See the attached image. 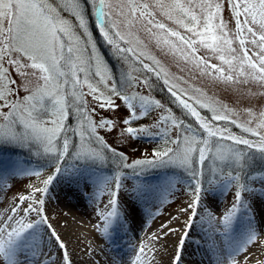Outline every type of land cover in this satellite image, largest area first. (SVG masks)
Masks as SVG:
<instances>
[{"label": "snow or ice", "instance_id": "snow-or-ice-1", "mask_svg": "<svg viewBox=\"0 0 264 264\" xmlns=\"http://www.w3.org/2000/svg\"><path fill=\"white\" fill-rule=\"evenodd\" d=\"M226 5L233 28L224 19ZM89 9L117 57L127 61L132 53L144 70L163 81L173 102L196 121L198 128L176 116L160 100L130 92L141 86L152 87L148 78L134 75L139 69L122 71L116 78L92 41L86 18ZM137 25L152 35L162 50L179 53L185 63L193 59V66L202 76L225 83L254 81L264 86V0H0V146L35 147L36 155L46 158L52 169L41 181L42 187L29 185L32 191L18 197L10 214L0 216V264H55L50 244L62 250V264H71L66 245L48 222L46 200L41 198L47 196L49 186L59 177L70 185L90 189L95 199L107 197V203L97 211L103 221L97 230L110 238L126 223L127 214L119 202L126 179L136 178L130 197L140 199L159 193L161 203L174 194L178 184L185 185L191 201L182 211L189 212V216L172 264H183L184 246L197 220L202 227L207 224L204 232L213 241V264H240L237 255L257 241L260 233L253 223L254 201L248 197L264 199V171H251L257 162L264 166V111L256 119L251 109L246 110L253 117L247 124L256 119L255 127L237 125L256 140L222 128L217 122L230 119L226 106L190 95L187 89L171 82L167 73L162 75V70L144 62L150 59L159 64L154 57L122 46L132 41L120 31L121 26L131 37ZM200 48L221 64L198 56ZM11 72L22 78L19 87ZM93 76L98 77L95 83ZM85 85L87 93L83 91ZM21 89L26 93L22 97ZM86 96H91L99 108L113 111L120 107L117 100L121 101L129 110L121 134L136 138L147 133L162 139L164 147L154 151L151 158L129 163L123 152L99 135L98 129L112 131L115 124L104 118L97 122L93 118L96 108L89 109ZM155 109L162 110L151 126L155 133L146 126H132ZM198 109H209L212 115H202ZM73 116L75 127L67 123ZM70 132L78 137V143ZM110 164L114 170L105 175L104 169ZM124 169H131V174ZM155 169H171L174 175L166 177L162 186L140 179ZM12 174L39 177L41 172L18 169ZM0 182L6 183L2 175ZM229 190L234 200L221 215L216 216L206 205L205 215H199L205 196L223 195ZM242 216H247L246 224L239 236H234ZM194 243L199 246L198 241ZM143 252L140 248L139 253ZM141 260L138 254L133 264Z\"/></svg>", "mask_w": 264, "mask_h": 264}, {"label": "rangeland", "instance_id": "rangeland-1", "mask_svg": "<svg viewBox=\"0 0 264 264\" xmlns=\"http://www.w3.org/2000/svg\"><path fill=\"white\" fill-rule=\"evenodd\" d=\"M65 15L67 14L65 13ZM86 18L92 41L96 45L97 52L100 54L104 62L108 65L117 79L120 78V73L122 71L139 69V71L134 72V75L141 79L148 78L150 80L152 85L150 89L141 86L139 88L130 89V92L138 91L142 95H150L151 97L160 100L161 103L167 108L172 109L176 116L183 119L186 123L192 124L194 128H198L196 121L190 116L185 115L184 110L173 102V98L166 90L167 88L163 84V81L161 79H157L154 73L144 70L142 65L136 61L135 56L132 53L128 54L129 59L127 61L117 57L113 47L104 40L103 36L99 32L96 26L95 16L92 14L90 9ZM158 19H161L170 27H176L163 17H158ZM224 19L229 21L230 28L234 27V21L231 20V15L228 11L227 5L225 6L224 10ZM120 31L126 35L127 39L132 41L131 44L122 46L133 47L136 53L144 52L145 56L154 57L155 60L159 61V64L154 63V61L150 59H145L144 62L152 64V66L158 71L162 70V75L163 73H167L171 82L178 83L181 87L187 89L190 95H193L194 97H200L203 102L215 101L217 105L226 106L228 109L227 115L230 117V119L217 122L222 128L226 127L228 130L236 132L237 134H240L250 140L257 139L250 133L244 132L243 127H237V125L248 127L256 126V119H259V113L264 111V86H261L254 81L238 84L225 83L222 80L213 79L211 76H202L200 75L199 70L193 66L195 63L193 59H190L188 63H185L179 53L173 55L168 53L166 48L162 50L161 46L157 44L156 39L152 35L146 33L139 25L131 30L133 33V36L131 37L127 36L128 30L123 26H121ZM86 39L87 37H85V40ZM197 55L210 59L211 63L221 64V61L214 58L211 53L207 52L203 48L199 49ZM222 66L227 68L226 65ZM11 75L12 78L17 81L16 87H19L22 78L15 72H11ZM174 77H181L183 79L182 81H178L173 79ZM96 80H98V77L93 76L92 82L95 83ZM83 91L87 93L88 89L86 85L83 87ZM25 94L26 93L22 89L19 91V96L22 97ZM85 98L88 101L89 109L93 107L96 108L93 118L97 122L101 118L112 120L114 122L115 127L112 131H108L106 128L98 129L97 131L99 135L104 137V140L108 145L117 149L119 152H123L128 157L129 163L135 159L151 158V154L154 151L164 147V142L162 139L149 136L147 133L139 134L136 138H133L126 133L123 135L121 134L123 129L126 127L123 125V120L127 119L129 115V110L121 101L117 100V103L120 105V107L113 111L111 109L99 108L91 96H86ZM247 109H251L252 114H254L256 117L251 125H248L247 121L253 117L250 116V114L246 111ZM198 110L201 111L202 115H212L209 109ZM5 111H7V109H5ZM161 114L162 110L155 109L147 116L135 121L132 126H146L149 127L153 133H155L156 129L151 128V126L159 119ZM232 120H235L236 123H231ZM67 123L72 127H75V117H70ZM69 135L72 136L75 143L79 142L78 137L73 136L71 132ZM171 135H175V130L171 132ZM36 151L37 149L35 147L30 150L26 147H14L11 145L0 146V175L6 179V183L0 182V213L7 209H11L18 202V197L20 195H28L32 191V189L29 188V185L42 187L43 185L41 181L51 174L52 169L48 166L47 159L36 155ZM108 154L111 156V153ZM68 163L70 165L71 161L69 160ZM18 169L39 170L41 175L39 177L19 174L13 175L12 173L16 172ZM113 170L114 166L110 164L104 169V174L111 175ZM124 171L129 175L131 174V169H124ZM251 171L253 174L255 172L264 171V166H262L260 162H257L255 165H253ZM173 175L174 170L155 169L149 170L145 176L140 177V179H146L153 185L162 186L164 184L165 178L172 177ZM135 182V177L126 179L124 181V189L121 190L119 197L120 207L126 212L127 216L132 214L130 217L132 219L129 221V223H134L135 230H138V228L142 229L138 230L139 233L137 234L139 235H145V232L148 230H154V237L159 239V241H169V239H171L170 237L173 235V232H169L168 230H176L174 231L177 233L176 240L174 242L176 245V250L173 248V246L168 248V254L171 255L172 261L176 254L180 238L184 234V229L181 226L186 223L185 218L189 216V212L182 211V209H184V207L191 201L189 190L185 185L178 184L174 189V194L168 196L167 199L161 203L159 193L150 194L146 198L140 199H137L135 196L130 197L129 193L131 191L132 185ZM56 184L58 190H56V187H53V190H55V192L58 194L56 193V196H54L52 200L47 199L49 202L46 201L45 203V214L47 215L48 222L52 225V228L54 227L58 231L59 228L65 227L68 221L76 220L78 221L76 224L77 226H83L85 229L87 228L88 241L90 239L95 240L96 236H93L92 231L94 223L93 220L94 217L98 216V209L103 208V206L107 203V197L100 195L99 199H95L90 189L86 190L83 185H70L63 177H59L56 180ZM46 197L41 198H45L46 200ZM205 197L207 204H218V206H222L226 203L231 204L233 202L234 193L233 191L229 190L223 195L218 193L215 196ZM248 199L254 201L252 204L254 218L258 219L262 224H264V199H254L252 197H248ZM58 204L62 208H60ZM49 207H52V211L49 209ZM177 214L182 215L183 217L185 216L183 219L184 224L176 220ZM242 218H244V216H242ZM172 219H174V224L171 226V228H166L168 221ZM165 233H167V235H165ZM122 240L124 241V238H122ZM88 241L85 242V240L78 238L75 242L76 247L78 249H85L89 244ZM126 242V245L131 244L128 243V240H126ZM114 245L125 248V246H123L120 241ZM126 250L127 252L124 253V256L128 258L131 257L135 251H137V248L135 247L133 249V247H129L128 249L126 248ZM76 253H78V251H76ZM57 254H59L61 257L62 250H57ZM182 255L184 259L185 253ZM185 259L186 260L184 261H188L187 256ZM189 261L191 262V259ZM207 264L211 263L209 262ZM252 264H264V259L261 258L255 260V262Z\"/></svg>", "mask_w": 264, "mask_h": 264}, {"label": "bare ground", "instance_id": "bare-ground-1", "mask_svg": "<svg viewBox=\"0 0 264 264\" xmlns=\"http://www.w3.org/2000/svg\"><path fill=\"white\" fill-rule=\"evenodd\" d=\"M231 134L243 137L240 134H237L235 132H231ZM54 184L49 186V192L46 197V201L49 202L47 199H53L54 196H56L55 190H53ZM56 201V200H55ZM59 205V204H58ZM203 205H206L209 210L215 214L216 216L221 215L231 204H224L222 206L213 205V204H207L206 202L202 201V207L198 210L200 216H204L203 211ZM60 208H62L59 205ZM187 208V205L184 207V209ZM52 211V207H49ZM11 209H7L0 213V216L10 214ZM185 212V211H184ZM183 217L182 215L177 214L176 220L180 223H183ZM205 220H207V217L205 216ZM174 219L168 221L166 228H171V226L174 224ZM186 223L188 222V217L185 218ZM247 217L244 216V218L241 217L239 224L237 225V232L234 233V236H239V233L243 231L244 226L246 224ZM78 221H68L67 225L65 227H61L58 229V231L55 229L56 233L59 235L60 239L64 242V244L67 247L69 257L71 260V264H133V261L135 260V257L140 254L142 257V260L140 264H170L171 261V255L168 254V248H173L176 250L175 240L177 233L173 232L172 236L170 237L169 241L167 240H160L154 237L155 231L154 230H148L145 232V235H139L138 230H142L141 228H138V230L134 229V223H125L124 227L119 231L118 234H114L113 237H106L101 235V233L97 230V225H102L103 221L97 216L94 217L93 220V236L95 237V240H89L88 241V232L87 228L85 229L83 226H77ZM180 225L184 231H185V225ZM254 227L259 231L260 235L257 238L256 242H253L249 244L246 248V250H242L237 255V260L240 261V264H252L255 262V260L264 259V224H262L258 219L254 218ZM176 225V224H175ZM204 227H207V224L205 223L204 226H201V222L197 220L195 228L190 233L189 239L185 244V248L183 253H185V257L187 256L188 261L185 257L183 259V264H207L211 263L213 264L214 254L212 251H210L212 242L209 240L208 236L205 235ZM165 228V226H164ZM180 229V227H179ZM183 231V232H184ZM60 233V234H59ZM62 233V234H61ZM85 236V237H84ZM98 236V238H97ZM81 238L82 240H85L89 242L87 248H77L76 247V239ZM124 238V241L122 240ZM179 238V237H178ZM215 239V238H213ZM117 240L122 243L123 247H119L116 245L115 247L110 246L111 244H116ZM126 240H128V244L126 245ZM194 241L199 242V246L197 243H194ZM219 243V241H216ZM51 250L54 253L55 257V264H62L61 257L59 254H57V250L60 251L57 245L50 244L49 246ZM133 247V249L136 247L137 251H135L131 257L126 258L124 256V253L127 252L126 248ZM144 248L143 253H139V249ZM81 249V250H80ZM78 251V253H76ZM174 256V254H173ZM183 256V255H182ZM191 259V262L189 261Z\"/></svg>", "mask_w": 264, "mask_h": 264}]
</instances>
